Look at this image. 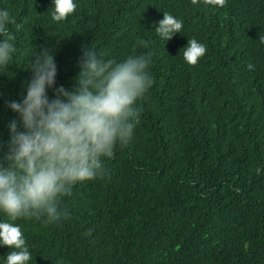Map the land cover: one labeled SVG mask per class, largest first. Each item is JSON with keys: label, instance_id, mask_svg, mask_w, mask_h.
<instances>
[{"label": "trees", "instance_id": "1", "mask_svg": "<svg viewBox=\"0 0 264 264\" xmlns=\"http://www.w3.org/2000/svg\"><path fill=\"white\" fill-rule=\"evenodd\" d=\"M76 3L56 23L51 0H0L14 21L0 38L16 48L0 69V136L16 116L4 101L22 98L40 45L55 53L57 85L74 84L83 45L117 60L153 50L154 83L130 142L61 200L68 217L17 221L30 264H264V0ZM163 12L184 21L166 42L154 28ZM193 37L207 52L189 65Z\"/></svg>", "mask_w": 264, "mask_h": 264}, {"label": "clouds", "instance_id": "2", "mask_svg": "<svg viewBox=\"0 0 264 264\" xmlns=\"http://www.w3.org/2000/svg\"><path fill=\"white\" fill-rule=\"evenodd\" d=\"M215 2L222 7L226 0ZM51 6V20L60 23L75 12L77 3L51 0ZM13 22L9 11L0 8V33ZM183 24L163 12L154 28L166 42L181 33ZM137 44L149 49L144 40ZM15 52L10 38H0V69L8 67ZM206 52V45L193 37L182 57L196 65ZM154 55L149 49L117 60L83 45L74 84L65 87L57 85L53 49L40 45L33 50L22 98L4 101L16 116L7 123V140L0 136V247L8 249L0 264H30L32 252L17 221L36 218L52 224L67 218L61 200L74 185L103 175L105 158L130 142L140 122L138 101L154 83L149 71ZM246 67L255 69L251 62ZM261 171L258 167L256 174Z\"/></svg>", "mask_w": 264, "mask_h": 264}]
</instances>
